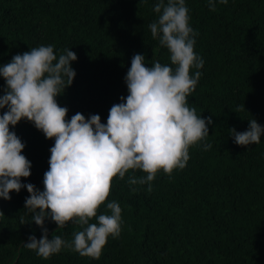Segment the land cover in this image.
<instances>
[{
	"label": "trees",
	"instance_id": "1",
	"mask_svg": "<svg viewBox=\"0 0 264 264\" xmlns=\"http://www.w3.org/2000/svg\"><path fill=\"white\" fill-rule=\"evenodd\" d=\"M157 2L0 0V65L40 45H54L57 55L71 49L76 76L57 102L68 109L67 119L98 114L106 123L110 108L128 94L125 76L135 54L144 55L148 66H171L168 50L148 27L157 19ZM186 6L198 33L194 50L204 60L187 99L197 115L212 117L209 137L189 148L183 170L160 171L151 191L147 184L128 183L145 175L140 170L113 178L97 214L116 201L123 223L98 259L69 248L48 259L38 256L24 247L29 236H42L24 209L26 188L0 199V264H264V136L245 147L229 132L246 131L252 118L264 126V0H229L216 11L206 0H186ZM4 87L0 77V95ZM10 130L25 143L22 154L32 164L30 177L21 182L42 191L54 140L26 120ZM202 143L213 147L205 151ZM45 227L49 239L66 241L81 230L72 222L58 229L51 220Z\"/></svg>",
	"mask_w": 264,
	"mask_h": 264
},
{
	"label": "clouds",
	"instance_id": "2",
	"mask_svg": "<svg viewBox=\"0 0 264 264\" xmlns=\"http://www.w3.org/2000/svg\"><path fill=\"white\" fill-rule=\"evenodd\" d=\"M206 3L216 11L217 4L227 5L229 0ZM153 10L158 16L148 27L152 38L168 50L171 66L159 61L148 66L144 55L135 54L125 76L128 94L110 108L106 123L98 114L86 119L76 113L67 119L68 109L57 102L76 76L72 63L77 55L71 49L57 55L54 45H40L0 65L5 81L0 95V199L10 200L12 192L26 188L24 209L42 236L39 240L29 236L24 247L44 259L64 248L98 259L108 238L119 237L123 223L116 201L107 202L108 211L97 214L113 178L123 180L130 170H140L145 175L132 176L128 183L147 184L151 191L160 171L171 175L183 170L190 159L189 148L209 137L212 117L197 115L187 99L202 75L204 60L194 50L198 33L189 23L186 0H158ZM22 120L54 140L42 191L21 182L30 177L32 164L22 154L25 143L10 126L14 129ZM248 121L244 132L229 129L239 146L259 144L264 136V126L254 118ZM212 147L202 143L205 151ZM93 218L95 222H90ZM46 220L58 229L72 222L81 230L74 232L71 241L57 235L49 239Z\"/></svg>",
	"mask_w": 264,
	"mask_h": 264
}]
</instances>
